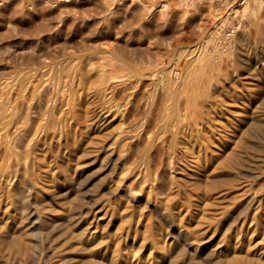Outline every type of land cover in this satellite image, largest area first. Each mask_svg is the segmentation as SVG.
Returning a JSON list of instances; mask_svg holds the SVG:
<instances>
[{"label":"bare ground","instance_id":"obj_1","mask_svg":"<svg viewBox=\"0 0 264 264\" xmlns=\"http://www.w3.org/2000/svg\"><path fill=\"white\" fill-rule=\"evenodd\" d=\"M209 45L158 55L109 42L111 60L30 54L11 71L2 56L0 264H264V11L244 37L256 63ZM113 138L154 186L144 208L118 175L83 179ZM115 161L104 155L98 174Z\"/></svg>","mask_w":264,"mask_h":264},{"label":"rangeland","instance_id":"obj_2","mask_svg":"<svg viewBox=\"0 0 264 264\" xmlns=\"http://www.w3.org/2000/svg\"><path fill=\"white\" fill-rule=\"evenodd\" d=\"M263 11L264 0H0V60L7 56V71L27 66L23 62L30 54L41 55L40 60L54 65L59 61L73 60L88 66L102 61L105 55L112 59L113 54L106 49L109 42H114L116 51L133 54L150 49L153 54L161 55L177 42L186 46L204 39L210 44V54L219 52V55L240 66L245 62L254 64L256 61L252 60L251 51L243 46L244 37L249 36L250 23L253 24ZM263 78L264 71L255 75V84H258L255 92H260L261 101H264ZM119 114L117 119L115 114L110 117L114 118L111 129L122 126L113 129L116 132L128 126V120H121ZM121 139L109 141L107 153H103L93 167V170L99 169L97 174L87 167L83 179L94 180V185L98 187L105 176L118 175L123 189L126 188V194L122 195L132 198L137 208H144L154 186L149 184L145 174L131 171L134 159L131 156L128 159L125 154L126 141L129 140ZM111 152L117 168L115 171L106 168L104 174L99 175L102 170L100 164L106 166V161L103 164L104 155ZM155 185L158 187L159 184L155 182ZM138 189L139 195L136 194ZM63 221V224L67 222L66 219ZM38 222L39 219L33 217L30 225L35 228L32 227L30 232L36 233ZM30 237L33 238V235Z\"/></svg>","mask_w":264,"mask_h":264}]
</instances>
